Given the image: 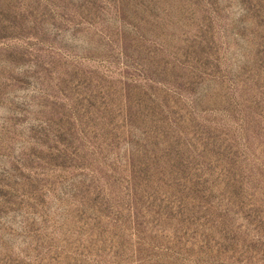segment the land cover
Wrapping results in <instances>:
<instances>
[{
	"label": "rangeland",
	"instance_id": "rangeland-1",
	"mask_svg": "<svg viewBox=\"0 0 264 264\" xmlns=\"http://www.w3.org/2000/svg\"><path fill=\"white\" fill-rule=\"evenodd\" d=\"M0 264H264V0H0Z\"/></svg>",
	"mask_w": 264,
	"mask_h": 264
}]
</instances>
